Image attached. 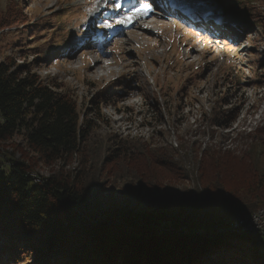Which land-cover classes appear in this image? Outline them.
I'll return each instance as SVG.
<instances>
[{
  "label": "rangeland",
  "instance_id": "374dc122",
  "mask_svg": "<svg viewBox=\"0 0 264 264\" xmlns=\"http://www.w3.org/2000/svg\"><path fill=\"white\" fill-rule=\"evenodd\" d=\"M104 1L0 0V14H18L0 26V60L10 56L18 64L27 63L43 82L58 84L71 95L81 115L93 120L80 154L68 159L43 164L19 135L0 144L2 151L30 159L29 174L34 179L59 172L75 174L84 168L92 184L114 181L119 188L113 195L130 189L139 192L133 199L135 206L141 202L148 208L149 203L177 200L183 187H192L198 162L206 153L233 150L239 155L235 150L240 144H250L264 132V0H236L240 13L246 15L242 21L247 24L240 25V30L247 35L238 26L232 43L225 42L222 35L214 39L196 28L187 29V24L174 19L173 23L138 28L114 42L103 62L86 46L67 60L62 48L80 47L77 38L84 29L96 27L90 20L96 13L101 15L99 7ZM182 4L198 15L209 13L210 7L231 13L223 0H182ZM114 10L117 8L108 16ZM144 69L149 74L146 78L141 73ZM93 110L101 117L92 115ZM221 112L232 121L224 127L211 126ZM126 142H145L153 152L160 150L151 156L163 168L162 176L168 177L160 188H144L138 182L130 188L129 179L124 180L122 170L117 171L127 170L125 160L106 163L111 150L127 147ZM177 172L180 175L172 180ZM241 172L235 163L233 173L239 177ZM111 184L106 181L105 198ZM112 202H100L99 207L105 209ZM2 254V262L10 264V256ZM55 257L66 260L67 255L50 259ZM13 262L37 264L32 255Z\"/></svg>",
  "mask_w": 264,
  "mask_h": 264
},
{
  "label": "trees",
  "instance_id": "16d2710c",
  "mask_svg": "<svg viewBox=\"0 0 264 264\" xmlns=\"http://www.w3.org/2000/svg\"><path fill=\"white\" fill-rule=\"evenodd\" d=\"M223 2L231 13L221 5L222 17L241 19L243 26L247 24L242 21L246 15L240 13L242 8L236 0ZM15 16L18 14L12 17ZM12 17L0 14V26L8 24ZM31 69L10 56L0 60V144L19 135L46 165L80 154L93 129V120L81 115L76 101L58 84L43 82ZM93 111L92 115L101 117L99 111ZM220 116L210 125L228 126L233 119L223 112ZM204 118L211 121V117ZM126 144L127 147L112 149L106 163L125 160L128 171L123 167L117 171L122 170L124 180L129 179L130 188L134 182L144 188H160L168 177L162 176L163 168L151 157L160 150L153 152L145 142ZM1 151L0 145V264H9L2 262V253L10 256V264L22 262L29 255L37 264H264V249L257 233H220L211 239L148 228L111 232L104 222L89 224L78 211L85 215L96 213L104 199L106 181L112 182L109 195L114 208L118 195L113 194L119 188L114 181L105 179L92 184L89 171L81 168L75 174L59 172L38 182L39 178L29 174L30 159ZM235 151L239 155L233 150H212L198 162L192 187L181 190L175 220L191 227L213 228L234 213H251L264 206V132ZM235 163L242 168L239 177L233 173ZM178 175L173 173L172 180ZM157 214L164 218L169 213L160 210ZM61 253L67 255L66 260L50 259Z\"/></svg>",
  "mask_w": 264,
  "mask_h": 264
},
{
  "label": "water",
  "instance_id": "95a60500",
  "mask_svg": "<svg viewBox=\"0 0 264 264\" xmlns=\"http://www.w3.org/2000/svg\"><path fill=\"white\" fill-rule=\"evenodd\" d=\"M43 178L46 177H39L38 182H40ZM104 193L105 192H103V194ZM111 196L112 195L107 194L108 198L104 197L103 201L101 202L107 200L112 201ZM137 196H139V192L133 193L128 190L123 192V194L116 196V206L114 208H111V205H109L103 209L99 207V204L96 213L92 215H85L79 211L78 214H81L83 219L89 224H95L97 222L106 223L107 228L111 232H129L141 228H148L156 230L159 233H194L212 239L220 233H239L250 229L245 220V215L248 212L234 213L230 218L216 224L213 228H205L202 226L191 227L180 223L177 219H174V216L179 214L177 207L179 198L173 201L167 200L166 203H159L157 205H152L149 203L147 204L149 207L146 208L143 207L146 205H143L141 202H139L136 206L133 204V199ZM120 208H124L125 211L120 212ZM160 210H167L169 213L168 216L164 218H158L157 213ZM80 237L83 240L85 239L84 234H81Z\"/></svg>",
  "mask_w": 264,
  "mask_h": 264
},
{
  "label": "snow or ice",
  "instance_id": "6c2138e0",
  "mask_svg": "<svg viewBox=\"0 0 264 264\" xmlns=\"http://www.w3.org/2000/svg\"><path fill=\"white\" fill-rule=\"evenodd\" d=\"M116 8H120L119 2L115 4ZM153 11V7L151 3H148L147 0L142 2L139 7L133 8L130 12L126 15L120 17L116 22L119 24H130L133 20L137 19L141 16H146L149 12ZM104 27H111L110 24L105 23ZM147 26V25H146Z\"/></svg>",
  "mask_w": 264,
  "mask_h": 264
},
{
  "label": "built area",
  "instance_id": "2783aa9c",
  "mask_svg": "<svg viewBox=\"0 0 264 264\" xmlns=\"http://www.w3.org/2000/svg\"><path fill=\"white\" fill-rule=\"evenodd\" d=\"M32 177L34 178V176ZM245 220H248V227L250 228L248 231L264 230V214L248 215L245 216Z\"/></svg>",
  "mask_w": 264,
  "mask_h": 264
},
{
  "label": "bare ground",
  "instance_id": "6f19581e",
  "mask_svg": "<svg viewBox=\"0 0 264 264\" xmlns=\"http://www.w3.org/2000/svg\"><path fill=\"white\" fill-rule=\"evenodd\" d=\"M264 6V5H263ZM174 21V19L172 20ZM143 29V28H142ZM148 32V31H147ZM151 36V35H150ZM141 71V70H140ZM146 71H141V73H145ZM261 214H264V208H259L257 209L256 211H253L251 213H247L245 216H248V215H261ZM247 224H248V220H246ZM243 232H252V233H257L259 235V242L261 244V246L264 248V230H252V231H243Z\"/></svg>",
  "mask_w": 264,
  "mask_h": 264
}]
</instances>
